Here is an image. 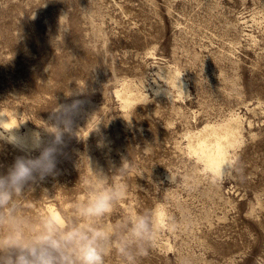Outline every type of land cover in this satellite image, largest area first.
Wrapping results in <instances>:
<instances>
[{"label":"rangeland","instance_id":"obj_1","mask_svg":"<svg viewBox=\"0 0 264 264\" xmlns=\"http://www.w3.org/2000/svg\"><path fill=\"white\" fill-rule=\"evenodd\" d=\"M125 86L146 97L125 106ZM1 112L63 144L56 175L0 208V241L101 231L104 264H264V0H0ZM234 113L244 130L220 173L189 136ZM1 131L7 174L26 154ZM118 191L110 212L84 215Z\"/></svg>","mask_w":264,"mask_h":264},{"label":"clouds","instance_id":"obj_2","mask_svg":"<svg viewBox=\"0 0 264 264\" xmlns=\"http://www.w3.org/2000/svg\"><path fill=\"white\" fill-rule=\"evenodd\" d=\"M81 107L82 102L77 101L64 108L63 120L69 128ZM11 142L26 155L17 158L7 174H0V208L8 206L28 185L56 175L63 138L57 134L55 143H46L33 134L13 137ZM34 152L39 154L32 155ZM119 195L122 192L96 195L84 215L103 216L111 211L112 201ZM145 229L144 220L139 219L135 234L140 235ZM109 241V234L101 231L76 230L60 234L49 230L38 236L13 234L0 241V264H104Z\"/></svg>","mask_w":264,"mask_h":264},{"label":"bare ground","instance_id":"obj_3","mask_svg":"<svg viewBox=\"0 0 264 264\" xmlns=\"http://www.w3.org/2000/svg\"><path fill=\"white\" fill-rule=\"evenodd\" d=\"M172 67H159V71L166 75L167 80L176 86L181 96L182 93L188 92V85L181 76L179 69L172 70ZM161 75V73H160ZM158 90L166 92L158 85ZM181 93V94H180ZM118 96L123 99L125 106L131 105L136 100L146 97V94L140 86L135 88L125 86L122 91H117ZM8 115L4 112L0 113V134L1 127L8 131L9 139L13 137H31L34 132L27 130L21 132L14 127ZM244 130V120L239 113H234L230 119L223 123L207 124L199 131L189 136L190 146L199 152L207 165L217 172H224L226 165L230 160V147L234 146L241 138ZM50 211L54 217L60 220L59 213L50 206Z\"/></svg>","mask_w":264,"mask_h":264}]
</instances>
